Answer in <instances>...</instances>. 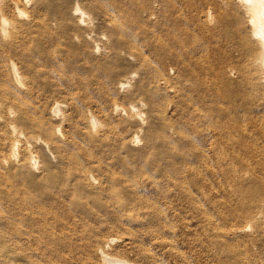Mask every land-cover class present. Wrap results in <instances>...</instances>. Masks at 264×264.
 Masks as SVG:
<instances>
[{"label":"rangeland","instance_id":"rangeland-1","mask_svg":"<svg viewBox=\"0 0 264 264\" xmlns=\"http://www.w3.org/2000/svg\"><path fill=\"white\" fill-rule=\"evenodd\" d=\"M62 1L54 10L44 5L34 9L32 2L28 5L35 16L30 12V19H25H47L49 32L44 31L42 42L23 44L31 52L26 57L0 42V74L10 59L19 65H15L17 72L22 71L19 75L32 89L24 95L40 105L45 117L61 101L62 109L52 117L57 123L64 120L58 124L62 123L66 133L71 130L70 118L78 119L82 111L95 115L101 125L114 127L109 131L111 146H98L77 135L74 148L82 158L91 154L92 163L107 166L90 167L95 179L102 180L104 191L99 201L93 193L84 192L79 205L64 184L29 187L23 179L12 177L9 162L10 169L7 162L0 164V214L7 218L2 219L7 232L3 243L20 256L12 261L115 264L95 252L104 245L113 255L134 264H264V88L251 85L261 68L255 64L251 74L249 57L256 55L249 26L252 19L241 4L247 0H109L124 24L120 32L98 13L93 0ZM76 6L91 19L75 13L72 7L75 10ZM85 20H91L90 26ZM42 29L34 28L36 34ZM121 53L127 58L121 59ZM144 60H150L156 70L140 69ZM36 66L47 71L45 76L33 70ZM127 74L132 75V82ZM156 75L166 77L172 89L157 86ZM138 85L142 88L136 90ZM70 94L78 97L77 109L63 101ZM115 101L128 110L143 101L139 114L144 126L130 123L127 111L116 109ZM160 109L174 123L169 133L150 119ZM176 129L197 138L186 141ZM119 132L131 138L134 146L121 150ZM167 134L173 140L168 145L161 140ZM152 137H157L155 142ZM211 140L217 142L219 151L198 154ZM37 148L33 150L40 153ZM5 152L1 147L0 157ZM118 153L130 161L119 160ZM84 162L89 163L85 158ZM113 172L125 180L111 184L106 177ZM151 174L156 175L158 185L143 179ZM130 179L144 180L145 189L138 193L125 190L123 185ZM204 214L218 222H209ZM169 225L175 232L163 230ZM217 230H223L225 237H215ZM159 237L175 242L176 249L160 245ZM107 240L111 242L106 244ZM9 261L0 257V264Z\"/></svg>","mask_w":264,"mask_h":264},{"label":"bare ground","instance_id":"bare-ground-1","mask_svg":"<svg viewBox=\"0 0 264 264\" xmlns=\"http://www.w3.org/2000/svg\"><path fill=\"white\" fill-rule=\"evenodd\" d=\"M27 1L29 4L26 5ZM27 1L26 0H0V42L3 45L8 46L9 48L17 49L20 56H22V57H26V56L31 54L30 49L28 50V47L23 46V44L27 40H30L32 42L37 41V43L42 42L45 38L44 37L45 36L44 31H47L46 29L49 26L47 19H45L43 17L42 18L32 17L31 20H29V21L27 19H25V17H29V19H30V16H32V15L35 16L34 11L32 12V11L28 10V7H29L28 5H30V3L32 2V4L30 6L34 9H36L38 6L44 5L45 7H49V8L51 7L52 10H54L55 7L58 6L59 2H63L62 0H31V1L27 0ZM241 4L243 6V11H246L251 16V19H252V22H249V24H250L249 26L251 27V33H252V37H253V40H252L253 48H254L253 52H254V50L256 52V55H254L255 57L252 56V59H251V56L249 57L250 63H252L253 65L250 64L248 61L246 63H249V66L252 65V66H250L251 74H253L252 73V67L256 66L255 64H257L258 67L261 68L258 70L256 69L258 72L261 71V73L259 75L256 76V74H254L255 75L254 78L256 79V81H254V78H252L250 76L253 81L249 79V81H247V82L252 81L251 85H253V82H254V84H258L259 87L262 84V86L260 88H264V85H263L264 81H262L263 80L262 77L264 76V0H247ZM93 6H94V8L97 9V11H99L98 13H100V14L103 13L105 15V17L108 20H110V23H111L110 25L114 29L119 30V32H120V30H123L124 24L120 22V20L118 18L119 16L114 13L115 11L112 9V4L109 2V0L107 2L103 1V0H93ZM72 8H73V11L75 13L79 11V12H81L79 14H81L82 16L84 15L85 11L82 10L79 6H76L75 10H74V7H72ZM72 8H71V10H72ZM8 10H11V12H12L10 15L7 14ZM73 11H72V13H74ZM30 12L32 15L30 14ZM87 17H86V19H87ZM98 17H99V15H98ZM88 18H90V17H88ZM77 21H79V20H77ZM101 21H102V19L100 20V22ZM85 22H87V20H85ZM90 22H91V20H89L87 22V24L88 23L90 24ZM106 22H107V20H106ZM76 23H78V22H76ZM76 23L74 25H76ZM92 23H93V21H92ZM94 25L91 27V30L93 29ZM110 25L108 24V26H110ZM35 27L43 28V29L38 34H36L35 30H34ZM87 28H88V26H87ZM107 29L112 30V28H110V27ZM47 32H49V31H47ZM115 40L117 41V38ZM116 41H114V39H113V42H116ZM119 42L120 41H118V43ZM95 46L98 47L99 45L95 44ZM134 49H136V48H134ZM95 51H96V49H95ZM254 53H252V54H254ZM121 54H122V56H124V57H121V59L127 58V57H125L126 54L125 55H123V53H121ZM116 55H120V53L116 54ZM128 55H131V54H128ZM113 56H111V57H113ZM108 58L110 59V57H107V59ZM114 58H116V56ZM116 59H118V57ZM116 59H115V61H116ZM10 61H11V63L4 64V66H5L4 72L0 74V148L2 147L3 149L8 151L2 155V156H4V158L0 157V164L9 162L11 165L10 167L12 169H10V167L9 168L7 167V165L9 166V163L5 164V165L8 169H10L9 171L12 170V173H11L12 177L23 179L24 181H26V184L29 187H43V186H48V182H51V183L60 182V183L64 184L65 190H67V191L71 190L74 193L75 203H77L79 205L83 201L82 196L84 195V192L93 193L92 196L94 197V200L99 201L100 200L99 197H101V195L104 191V187L102 186V182H101L102 180L98 181L97 179H95V176H94L95 173L94 174L92 173V171L90 170V167L92 170H100L102 168H106L107 166H103L100 163H92L94 160H92L91 154L85 155L84 158L87 159L89 162L86 164L84 162V158L81 157V153L75 152L74 148L78 145L79 137L77 135L83 136V138L85 140L88 139L89 143L92 141L96 142L94 144H96L98 146H103V145L104 146H111L112 142L109 140L110 139L109 131L113 130L114 127L108 123H106V125H105V123L103 125H101L102 122L98 121L95 115H93L92 113H91L92 114L91 115V114L87 113L86 111H82L79 114L78 119L73 120L72 118H70L71 120H69V121H71V122L69 124L71 126V130L69 131V133H66V132H68V130L66 132H64L60 126L62 123L58 124L59 121L61 122L63 119L59 120V118L57 117L59 120L57 123L55 121L57 119H55V117L54 118L52 117L53 115L57 116L58 112L62 109L63 106L61 104V101L55 102L53 109L51 108L52 111L50 113V116L45 117L44 113H41V111H40V105L36 104L33 100L27 99V96L24 95V92L29 93L32 89L29 85H27L24 82L27 79L24 80L23 79L24 76L19 75V73H21L22 71L17 72V70H19L18 68L15 67V65H17V64L13 65V63H12L13 61L11 59H10ZM111 61L113 62L114 59H111ZM17 66H19V65H17ZM141 67L143 69L148 68L149 70H156V68L153 67L152 64L150 63V60H148V61L144 60L142 62V66H140V69H141ZM204 68H207V66H205ZM256 68H257V66H256ZM248 69H249V67H248ZM33 70L39 75L45 76V74L47 73V71L43 67L36 66ZM256 70H254V71H256ZM51 72H52V75H55L58 78L62 76L61 74H59V72H56V71H51ZM2 75H4L5 77H3ZM127 75H129V74H127ZM127 75H124V76L127 77ZM131 76L132 75L128 76L129 79ZM126 77H124V79H126ZM132 78L133 77H131L130 82H132ZM120 79H121V82L120 81L119 82L122 83V81H123L122 77H120L119 80ZM246 80H247V78H246ZM155 81H156V85L159 87H164L168 90L172 89V88H170L171 84L168 82L166 77H164L163 75L162 76L156 75ZM28 82H29V80H28ZM119 82H118V84H119ZM126 82H128V78L126 79ZM130 82H128V83H130ZM135 82H136V80H135ZM123 84H126V83H123ZM248 84H250V83H248ZM129 85H131V87H132V83ZM257 86L253 85L252 87L257 88ZM121 87H124V86L121 84ZM173 87H174L173 88L174 91H177V92L180 91V88H178L176 86H173ZM126 88H127V86H126ZM141 88H142V85H138V86H136L135 89L139 90ZM133 89H134V87H133ZM127 90H128V88H127ZM262 91H264V90H262ZM111 98L112 97H110V99ZM262 98H261V100H262ZM113 100H114V98H113ZM63 101L66 103L67 107L69 105V107L71 106V107L77 109V107L79 106V100H78L77 95H75V94H70V95L65 96ZM63 101H62V103H64ZM137 103H138L139 107L137 106ZM137 103H135L133 105H131L132 103L129 104V105H131V106H128L130 108L129 110L127 109V107L125 108L123 106H120V104L117 101H115L114 106L116 109H120V110L123 109V111L124 110L127 111L126 113H128V116H129L127 119L129 120L130 123L131 122H136V123L141 122L140 125L144 126L145 120L139 114V108L143 104V101H139ZM64 108L66 109L65 106H64ZM105 115L110 116V113H106ZM204 115L205 114H202V117ZM66 118H67V115H66ZM68 118H69V116H68ZM150 119L153 120L152 123H155L159 126L165 127V129L167 130L168 133H169V131L174 130V127H172L174 123L171 122L168 115L165 113L164 109H160L157 112L153 113L152 117H150ZM209 121H210V119H209ZM177 131H178V133L180 132L179 134L186 141H193L194 139L197 138V137H192L189 133L184 132L182 130H177ZM133 136L135 137V135H133ZM156 138L157 137H155V138L152 137L151 138L152 141L150 139L149 140L151 142H153V141L155 142ZM117 139L120 141L121 150H123V149L127 150L130 147H132V145H133V143H132L133 141L130 142L131 138L128 139V136L122 132L118 133ZM149 140H147V143ZM161 140L163 143H165L167 145L171 144V142L173 141L170 138L169 134H167ZM216 144H217V142L215 140H211L210 146L200 147V149H199V151H197V153L198 154L201 153L202 155L207 156V154H210V152L213 149L216 152H218L219 150H218V146ZM34 146H36V148L38 147L37 149L40 150L41 154L39 153L38 150L34 149L35 151H38L39 154L35 153V151L33 150ZM175 146L176 145H173V148ZM63 151H64V153H63ZM38 157L41 158V160ZM116 157H118L119 160H121V161H127V162L130 161V158H128V156L125 154L118 153L116 155ZM262 157L264 158V154ZM222 158H226V156L222 155ZM38 159L40 161H42V163H38ZM55 162L56 163L59 162V163L56 165ZM54 163H55V168L53 166ZM90 163H92V164L90 165ZM66 166L71 168L72 170L71 169L66 170V168H65ZM127 168L130 170H135V168L133 166H128ZM9 174H10V172H9ZM117 174L118 173L115 174L114 172L110 173L108 175V177H106V178L111 184H113L114 181L117 183V182H121V181L125 180V177H121L120 175H117ZM44 179L45 180L48 179V181L47 180L45 181ZM143 179L145 180V182L147 180L148 183L151 185H158V183H159V180L156 178L155 174L145 175ZM143 181H140L137 179H130L123 185V188L127 191H132L134 193H138L140 190L145 189V184ZM107 186H108V184H107ZM100 188H101V192H100ZM112 192H114V191H112ZM113 195H115L117 197L116 193H114V194L111 193V196H113ZM189 196H191L190 193H189ZM198 209L201 212H204L201 205H198ZM256 214L257 215H255V216L257 217L259 214L258 213H256ZM204 215H206L205 218L209 222H212V223L218 222L214 218H212L211 216H209L207 214H204ZM259 217H260V215H259ZM2 219L7 220V218H5V217L2 218V216L0 214V257H5L6 259L9 258L12 261L14 258H19L20 256L16 255V252L12 247L9 248L6 243H3V240L5 239V237H7V234H6L7 232L2 227V222H3ZM257 219H259V218L257 217ZM259 221L261 222V217H260ZM214 229H215V226H214ZM163 230L165 232H167V231L168 232H170V231L175 232V228H173V226H171V225L164 227ZM213 234L215 237H216V235L225 237L223 230H217L216 234L215 233H213ZM132 237L135 238L136 236H132ZM159 238L160 239H158V241H160L159 242L160 245H165V246L169 245V247L171 246L172 248L176 249V246L174 247L175 242H173V241L171 242L166 237L165 238L159 237ZM110 239L112 240L113 238L110 237ZM111 240H107L106 244H109L111 242ZM104 243H105V241H104ZM103 246L96 249L95 252L97 254H100L103 259L107 260L106 262H112L113 261V263H115V264H134V263H130V262L118 257V256L113 255L110 250H107V248H104ZM105 246L107 247V245H105ZM108 248H110V247H108ZM167 249H168V247H167ZM177 250H178L177 254L179 256H183L182 252L179 249H177ZM148 252H149L148 249L144 250V253H148ZM159 263L162 264L161 262H159ZM8 264H15V261L14 262L9 261ZM248 264H253V262L248 261Z\"/></svg>","mask_w":264,"mask_h":264}]
</instances>
